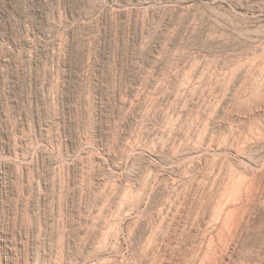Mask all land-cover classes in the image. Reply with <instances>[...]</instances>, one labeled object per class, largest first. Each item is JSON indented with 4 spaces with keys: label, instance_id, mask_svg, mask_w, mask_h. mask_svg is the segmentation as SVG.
I'll list each match as a JSON object with an SVG mask.
<instances>
[{
    "label": "rangeland",
    "instance_id": "rangeland-1",
    "mask_svg": "<svg viewBox=\"0 0 264 264\" xmlns=\"http://www.w3.org/2000/svg\"><path fill=\"white\" fill-rule=\"evenodd\" d=\"M247 10L264 0H0V264H264Z\"/></svg>",
    "mask_w": 264,
    "mask_h": 264
},
{
    "label": "bare ground",
    "instance_id": "bare-ground-1",
    "mask_svg": "<svg viewBox=\"0 0 264 264\" xmlns=\"http://www.w3.org/2000/svg\"><path fill=\"white\" fill-rule=\"evenodd\" d=\"M215 1H216V0H215ZM241 7H242L241 5H238V6L235 5L234 10L237 12V10H240ZM245 13H248V14L251 15L252 17L257 18V20L259 19V20H258L259 22H262V21L264 20V18H262L261 16H259V15H262V14H256V12H254V11H250V12H249V11L247 10ZM259 30H261V29H259ZM253 35H254V36H257V37H259V36H263V39H264V32H262V31H260V32H258V33H253ZM263 51H264V48H263ZM259 64H260V63H259ZM250 66H251V65H250ZM250 68H251V67H250ZM243 179H244V178H243ZM235 183H236V182H235ZM239 183H240V182H239ZM241 185L243 186L242 183H241ZM233 186H234V185H233ZM232 188H233V187H232ZM233 189H234V188H233ZM235 189H236V187H235ZM245 189H246V188H245ZM239 191H240V189H239ZM230 192H232V191H230ZM233 192H234V191H233ZM243 192H244V191H243ZM235 193H236V192H235ZM245 194H246V193H245ZM237 195H238V194H237ZM243 195H244V194H243ZM253 195H255L254 192H253ZM238 196H239V195H238ZM249 196H250V195H249ZM240 197H241V196H240ZM242 197H243V196H242ZM235 198H236V197H235ZM237 198H238V197H237ZM246 198H247V197H246ZM232 199H233V200H232ZM232 199H231V200L234 202V198H232ZM254 199H255V198H254ZM231 200H230V202H231ZM243 202H244V201H243ZM231 203H232V202H231ZM235 203H236V201H235ZM222 204H223V203H222ZM234 205H235V204H234ZM226 206H227V205H226ZM231 206H232V205H231ZM232 208H233V207H232ZM232 208H229V209L231 210ZM215 209H216V208H215ZM218 209H219V208H218ZM244 210H245V209H244ZM244 210H243V211H244ZM249 210H250V209H249ZM253 210H254V209H253ZM253 210H252V211H253ZM228 211H229V210H228ZM236 211H237V210H236ZM220 212H221V211H220ZM225 212H226V211H225ZM240 212H241V211H240ZM216 213H217V212L215 211V214H216ZM221 213H222V212H221ZM228 213H229V212H228ZM241 214H242V213H241ZM227 215H228V214H227ZM233 215H234V214H233ZM250 215H251V214H250ZM214 217H215V216H214ZM214 217H213V218H214ZM226 217H227V216H226ZM228 217H229V216H228ZM231 217H232V216H231ZM242 218H243V217H242ZM225 220H226V219H225ZM236 220H237V219H236ZM228 221H229V220H228ZM219 222H220V221H219ZM235 222H237V221H235ZM228 224H229V223H228ZM228 224H227V225H228ZM232 224H233V223H232ZM232 224H231V225H232ZM224 225H225V224H224ZM224 225H223V226H224ZM227 225H226V226H227ZM227 227H228V226H227ZM227 227H226V228H227ZM232 227H233V226H232ZM226 228H225V229H226ZM220 229H221V228H220ZM229 229H230V228H229ZM233 230H234V229H233ZM229 231H231V230H229ZM221 232H222V231H221ZM224 232H225V231H224ZM221 234H222V233H221ZM222 235H223V234H222ZM233 236H234V235H233ZM236 236H237V235H236ZM235 239H236V238H235ZM235 239H234V240H235Z\"/></svg>",
    "mask_w": 264,
    "mask_h": 264
}]
</instances>
